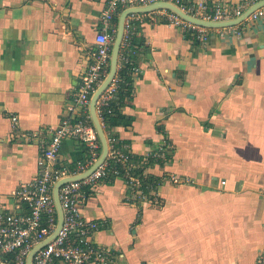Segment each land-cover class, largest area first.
<instances>
[{
	"label": "crops",
	"instance_id": "crops-1",
	"mask_svg": "<svg viewBox=\"0 0 264 264\" xmlns=\"http://www.w3.org/2000/svg\"><path fill=\"white\" fill-rule=\"evenodd\" d=\"M110 0H0V215L25 212L16 190L39 172L49 139L95 54ZM216 0H211L213 3ZM262 0H228L248 9ZM108 24L118 26L119 16ZM246 10V11H247ZM132 126L113 132L162 183L139 202L123 178L86 189L83 216L115 264H256L264 246V19L211 32L203 44L150 12L137 24ZM80 114V112H79ZM16 116L18 121H12ZM64 140L60 166L86 160ZM180 179L174 183L171 177Z\"/></svg>",
	"mask_w": 264,
	"mask_h": 264
},
{
	"label": "built area",
	"instance_id": "built-area-1",
	"mask_svg": "<svg viewBox=\"0 0 264 264\" xmlns=\"http://www.w3.org/2000/svg\"><path fill=\"white\" fill-rule=\"evenodd\" d=\"M156 3H171L183 12L206 21H226L241 17L247 10L243 5L230 7L228 0H110L105 9L103 21L105 28L95 37L96 50L91 63L83 73L78 95L71 100L67 109L71 114L79 115L78 119H64L51 133L49 139H43L39 133L25 132L22 137L27 142L38 143L42 147L39 160V172L29 182L23 183L15 192V198L24 206L25 212L5 213L0 215V264H27L33 248L48 239L55 231L58 222V210L54 200L55 184L72 176L80 175L91 168L100 158L102 143L92 123L89 106L90 99L108 74L112 47L117 29H110L108 24L119 15L121 7H145ZM152 12L159 13L166 24L180 28L190 33L194 40L206 44L211 39V32L234 30L238 25L209 28L193 23L178 13L161 9ZM150 12H132L125 21L122 46L119 54L120 63H132L130 55H137L136 50H126L134 34L137 24ZM264 19V6L255 9L246 20ZM129 55H123L124 52ZM138 68H135V72ZM118 87L117 76L111 81L98 99L96 111L104 128L102 108L108 106ZM80 112V114H79ZM17 122L16 116L12 117ZM108 154L87 177L78 180H68L59 189V200L63 212V223L57 236L39 248L33 256L32 264H115L113 250L110 247L97 245L93 235L100 229L99 224L86 219L82 214V206L88 198L86 189L93 188L105 182L111 170V161L123 164L126 172L123 180L131 189L139 202L146 201L140 178L132 175L135 166L130 152L125 147H117L119 138L108 136ZM72 138L82 142L87 150V158L74 165L60 166L58 156L65 139ZM165 160L166 150L161 148L148 155ZM115 171V174H118ZM174 183H179L178 177L172 176ZM256 264H264V246L260 251Z\"/></svg>",
	"mask_w": 264,
	"mask_h": 264
},
{
	"label": "water",
	"instance_id": "water-1",
	"mask_svg": "<svg viewBox=\"0 0 264 264\" xmlns=\"http://www.w3.org/2000/svg\"><path fill=\"white\" fill-rule=\"evenodd\" d=\"M261 6H264V0L256 3L250 9H248L241 17H239L237 19L226 20V21H217V22L206 21L203 19L193 17V16L183 12L179 7H177L176 5L171 4V3H156V4H152V5L145 6V7L127 9L119 16L117 33H116L115 41H114V44L112 47V52H111L109 71H108L107 76L103 80V82L99 85V87L93 93V95L90 99V106H89V113H90L92 123H93V125H94V127L98 133L99 139L102 143V152H101L100 158L86 172H84L80 175H77V176L64 178L55 184L54 190H53V195H54V200H55L57 210H58L57 227H56L54 233L48 239H46L44 242H42L41 244L37 245L35 248L32 249V251L29 254L27 264L33 263V256L36 253V251L39 248L43 247L45 244H47L49 241L53 240L57 236V234H58V232L62 226L63 212H62V208H61V204H60V200H59V189H60L61 185L68 180H78V179H82V178L87 177L107 157V154H108L107 136H106L105 131L102 127V124L99 121V118L97 116L96 106H97V102H98V99L100 98L101 94L108 87V85L111 83V81L114 79V77L117 74L119 54H120V50H121V46H122L124 29H125V21H126L127 16L132 12L133 13L134 12H152L155 10L168 9V10H172V11L178 13L183 18H185V19H187L193 23H196L198 25L209 27V28H223V27L235 26V25H238V24L244 22L247 19V17L255 9H257Z\"/></svg>",
	"mask_w": 264,
	"mask_h": 264
},
{
	"label": "trees",
	"instance_id": "trees-1",
	"mask_svg": "<svg viewBox=\"0 0 264 264\" xmlns=\"http://www.w3.org/2000/svg\"><path fill=\"white\" fill-rule=\"evenodd\" d=\"M137 29L131 37L130 45L127 47L128 50H136L138 52L135 36ZM124 52L123 55L128 56V52ZM137 55H130V59L132 63L123 64L120 63L117 69V79H118V87L116 92L114 93L113 98L109 101L108 106H104L102 108V117L105 131L108 136L117 137L113 132V128L116 126H124L128 128L132 126L134 118L132 116H126L122 113V108L129 105L133 100L134 89L132 86V74L135 72L136 62L135 59ZM118 138V137H117ZM117 147L123 148V144L119 140L116 144ZM127 151V150H126ZM128 152V151H127ZM135 166L131 169V174L140 178L142 189L146 195L150 194V191L156 190L157 187L162 183L161 178L155 177L151 174H146V167L150 166V164L154 163H163L168 159L166 155L165 160L152 156L151 154L143 157H136L131 153ZM111 170L108 178L105 180L107 183H112L116 178H123L124 172H126V168L123 164L114 163L111 161ZM115 171H118V174H115ZM129 194H133L131 189L129 188Z\"/></svg>",
	"mask_w": 264,
	"mask_h": 264
}]
</instances>
